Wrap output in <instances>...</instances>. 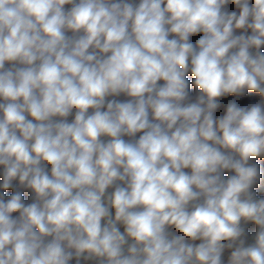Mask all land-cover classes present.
Listing matches in <instances>:
<instances>
[{
  "label": "clouds",
  "instance_id": "9594fccd",
  "mask_svg": "<svg viewBox=\"0 0 264 264\" xmlns=\"http://www.w3.org/2000/svg\"><path fill=\"white\" fill-rule=\"evenodd\" d=\"M0 264H264V0H0Z\"/></svg>",
  "mask_w": 264,
  "mask_h": 264
}]
</instances>
